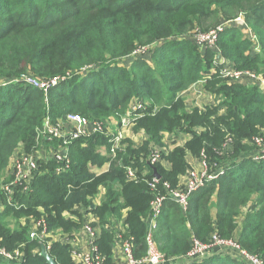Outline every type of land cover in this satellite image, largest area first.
<instances>
[{"label": "trees", "instance_id": "trees-1", "mask_svg": "<svg viewBox=\"0 0 264 264\" xmlns=\"http://www.w3.org/2000/svg\"><path fill=\"white\" fill-rule=\"evenodd\" d=\"M239 18L240 26H233ZM223 24L228 26L218 42L223 57L239 71L264 72V0H0V88L6 87L0 90L5 95L0 182L20 149L33 152L37 131L48 118L58 123L78 115L106 123L126 118L136 102L143 108L134 112L135 133L146 136L115 154L103 135L73 141L67 169L38 157L30 194H18L11 206L0 189V247L20 249L23 264H47L40 243L30 239V226L15 229L10 215L28 223L44 218L51 231L67 233L85 223L84 214L106 222L126 210L125 238L134 239V257L142 260L157 194L149 183L158 179L159 193L166 192L164 183L180 188L181 178L193 169L188 156L198 160L204 153L209 173L218 177L193 193L186 208L167 196L152 229L164 264H248L226 250L228 255L186 259L193 239L214 247L215 238L236 245L241 258L246 252L264 264V154L255 141L264 143V90L212 73L215 53L200 50L187 37ZM245 29L258 38L256 54L253 42L242 36ZM144 52L150 62L138 56ZM23 77L59 83L45 93ZM202 80L218 104L188 110L179 96ZM172 134L187 140L177 145L172 138L169 149L163 141ZM155 147L167 151L152 165ZM257 155L261 161L254 160ZM107 163L108 170L93 172ZM128 166L138 169L136 182L127 179ZM102 189L104 202L94 207ZM115 239L116 233L104 228L98 242L110 263ZM49 253L57 264H73L70 245L54 243Z\"/></svg>", "mask_w": 264, "mask_h": 264}, {"label": "built area", "instance_id": "built-area-1", "mask_svg": "<svg viewBox=\"0 0 264 264\" xmlns=\"http://www.w3.org/2000/svg\"><path fill=\"white\" fill-rule=\"evenodd\" d=\"M241 22L242 20L241 18H239L236 20L235 23ZM227 27V24H223L217 29L211 30L209 32H194V38L190 36L187 37L190 38L194 43L200 45L203 50H205L206 48L208 51H212L215 53L216 60L214 63V69H212V73H219L224 79L229 81H236L238 83H254L257 86H260L261 90H264V75H259L253 71H239L230 61H228L222 56L218 42L221 33L224 32ZM247 33L248 37L250 38V41L253 42V44L255 45L254 53L256 54L257 52H259L260 48L258 38L250 31H248ZM23 82L35 88H38L39 90L45 93H47L51 87L56 86L59 83V81L56 80L51 84H47L32 77H23ZM200 83L204 84L205 82L204 80H202ZM209 96L212 99L215 97L212 94H209ZM205 107L198 105L199 110H203L205 109ZM142 108L143 106L139 104L133 106L132 112L126 117V119H132V121L134 122L138 117L134 115V112H137ZM63 120L70 123L73 129H75L71 130V132L69 133V139L66 138L62 123H53L50 118L46 120L44 126L39 130L42 131V135L54 136L57 138L64 139L62 145L57 148L56 151L58 152L56 153L54 158L50 157L48 160L54 159L58 163H62L67 169L71 165V160L68 155V146L73 141H76L83 137H90L92 135H96L97 133H101L104 127V125L101 126V124L105 122L91 121L87 118L78 115H69ZM110 141L112 143V154H115L117 149H122V147H120L119 145H113V142H115V138H112ZM255 141L258 145L262 146L264 152L262 139L258 138ZM165 151H167L166 148L155 147L154 151L152 152L149 158L150 163L152 165L161 163L163 161V155ZM197 161L199 164V169H191L188 172L186 183L183 187L171 189L168 183H164V188L166 192L159 193L157 191V187L160 181L154 178V180L149 183V188L152 190V192H155L157 194L155 195V199L152 203L153 216L150 219V231L146 239L148 248L147 256L142 260L135 259L133 253L134 239L131 237L125 238V223L123 222L121 223V226L113 223L111 229L108 228L109 231H113L114 233H116L115 247L120 248L121 254L123 256V260L111 263L101 252L100 246L98 244L103 229L96 227L90 221L85 222V224L82 226V230H80L79 232L83 233L86 238V241L88 242L87 249L78 246L74 238L70 239L64 237L62 233H59L62 232V230H58L56 232L51 231L48 223L46 222V219L44 218H41L39 220L31 219L29 234L30 239L33 241H38L41 244H45L48 252L50 251L54 243L70 245V254L73 259V264H164V257L158 251L152 236V229L155 226L156 219L161 215L164 200L168 196L176 200L181 207L186 208L187 201L193 193L197 192L199 189L204 187L209 181L215 180L218 177V175H212L209 173V162L204 153L202 154L201 158ZM13 167L15 173L13 182L2 187V192L7 197V202L11 206L13 205L14 198L18 194L28 195L33 190V182L38 176L40 170L39 158L30 154H22L21 156L15 159ZM125 171L127 179L129 181L136 182L138 180L139 172L136 167H125ZM147 173L148 172H145L144 175H146ZM215 240L220 241L217 238H215ZM220 242H222L223 244H233L230 242ZM192 244V250L189 252L186 258L190 261L203 258L206 253L213 248L210 246L203 245L195 239L192 240ZM234 246L238 248L236 245ZM241 253H245L246 257L252 260L251 262L247 259L251 264H263L259 258L252 257L248 253L246 254V252ZM23 258L24 256L20 249H16L15 251H9L4 247H0V262H5L8 264H23Z\"/></svg>", "mask_w": 264, "mask_h": 264}, {"label": "rangeland", "instance_id": "rangeland-1", "mask_svg": "<svg viewBox=\"0 0 264 264\" xmlns=\"http://www.w3.org/2000/svg\"><path fill=\"white\" fill-rule=\"evenodd\" d=\"M240 24L241 23H233V26H240ZM230 26H232V25H230ZM189 36L194 38L195 34L191 33ZM242 36L245 37V34H243ZM249 40H250V38H249ZM196 45L198 46V48H200V50H203L200 45H198V44H196ZM206 50L207 49L205 48V50H203V51H206ZM138 56L147 57V60L149 62L151 61L148 58V54L146 52H144L143 54H140ZM130 62H132V60ZM214 63L215 62L213 61V67H212V69H214ZM123 66H125V64ZM127 67H129V65H127ZM257 74L264 75V72L257 73ZM250 84L256 85L254 83H250ZM199 86H202V85L200 84V85L193 86L190 90H188L187 92L182 93L179 96L181 99L183 98L182 100H184V102L187 104V108L188 109L193 108L192 106H194V103H198V104L201 103L200 106H204L202 104L205 103V98L199 94V92L201 91V89L199 88ZM203 86H204V84H203ZM257 87L261 89L260 86H257ZM5 88L6 87H2V88H0V90L1 89H5ZM192 94L195 95V96H199V95L200 96L196 100H193V99L190 98V96ZM2 97H5V95L1 94V91H0V99ZM214 99H215L214 100V103H212L211 106H215V105L218 104V101L216 100L215 97H214ZM199 100H200V102H199ZM201 101H203V102H201ZM135 104H136V102L134 103V105ZM133 120H135V119H133ZM60 123H62V126H63V129H64V133L66 135V138L69 139V133L71 132V130H75V129H73V127L71 126V124L68 123V122H66L65 120L60 121ZM103 125H104L103 131H105V132L102 131L101 133H97L96 135H103V136L107 137L110 140L112 138H115V142H113V145H119L120 147H122V148L125 149L126 148V145L129 142H134V140L136 139V137L134 135V132H135V129H136V125H135V123H133L132 119H126V118H124V119H112V120H110V121H108L106 123H102L101 124V126H103ZM41 132H42L41 130H38L37 131V139H36L37 143H36V146L34 147V150H33L34 153L33 152H28L27 153V152H24L22 149H20L17 152V154L13 158V161L11 163L10 169L4 175L3 180L0 183V188H1V186L3 187V186H6L8 184H11L13 182L14 175H15L13 163H14L15 159L17 157L21 156L22 154H30V155H33L35 157L37 156L41 160L48 159L49 157H53L54 158V156L58 152V151H56L57 148L59 146H61L59 144H62L63 141H64V139L57 138V137H54V136L42 135ZM111 135H113V136H111ZM92 136H90V137H92ZM90 137H83V138H90ZM172 138H175V134L174 135L173 134L172 135H167L166 138L164 139L163 142L166 143V147L167 148H170V143H171L170 140H172ZM176 140H178V142L181 143L182 142V137H179ZM109 142L111 143V141H109ZM48 143H50V144H48ZM54 144H58V145H54ZM48 145L50 147H52L53 150H50V147ZM258 146L262 150V154H264L262 146H260V145H258ZM263 146H264V143H263ZM102 150H104V152H107L108 153V149L106 147H104ZM262 157L263 156H261V155H257V156L254 157V160L255 161H261L262 160L261 159ZM0 205L4 206L3 203H1V202H0ZM243 219H244V216L242 215L240 217L239 221H238L240 225H243ZM8 221H10L11 224H12V226H14V228L15 229H18V230H21L23 227H25V228L29 227L30 226V223H31V221L28 223L27 219L20 218L19 216L15 215V214L10 215ZM104 223H105L104 221L101 222V223H99L100 225L98 227L101 228V226H103ZM78 225H79V223H78ZM213 245L215 247H213L212 249H210L206 253V254H208V256H210V254H214V253H222V254H225L224 253L225 251H223V250H226V251H229L230 252L229 255L227 253L225 255L231 256L232 255L231 253H234L235 256H239V254L235 251V249H237V248L233 244H229V243L228 244H223L222 242L215 240V242H214ZM217 249H219V252L216 251ZM241 255H243L242 256L243 257L242 258V261H243L242 263H244V262H246L248 260L252 262L251 259H249L248 257H246L245 253H242ZM249 261H248V264H251ZM253 262H254V260H253Z\"/></svg>", "mask_w": 264, "mask_h": 264}, {"label": "crops", "instance_id": "crops-1", "mask_svg": "<svg viewBox=\"0 0 264 264\" xmlns=\"http://www.w3.org/2000/svg\"><path fill=\"white\" fill-rule=\"evenodd\" d=\"M244 33H245V37H246V35H248L247 34V30L245 29L244 30ZM202 85V86H199V88L201 89V91L199 92V94L201 95V96H203L204 98H205V103L204 104H202V105H204V106H209V105H211L213 102H214V98L212 99V98H210V96H209V94L210 93H207V92H205L204 91V86H203V84L202 83H199L198 85ZM196 86V85H195ZM187 92V91H186ZM199 95V96H200ZM199 96H195V95H191L190 96V98L191 99H193V100H196ZM198 101V100H197ZM204 101V100H203ZM203 101H201V102H203ZM199 102H200V100H199ZM198 105H201V103L200 104H198V103H194V106H192L193 108H198ZM191 108V107H190ZM188 109V108H187ZM188 110H190V109H188ZM134 135H135V137H136V139L134 140V142L135 143H143L144 142V139H145V136H144V134L142 133V132H140V133H135L134 132ZM180 137H182V136H180ZM176 139H178L179 137H175ZM187 140V137H182V142L180 143V142H178V140H176V144L177 145H180V144H183L185 141ZM49 144V143H48ZM49 146V145H48ZM50 147V146H49ZM105 146H103V148H104ZM102 148V147H101ZM102 148V149H103ZM172 148V145H170V148L169 149H171ZM53 148L52 147H50V150H52ZM101 149V150H102ZM102 152H104V150H102ZM50 158V157H49ZM48 158V159H49ZM48 159H45V160H48ZM188 161H189V163H190V165L193 167V169H199V164H198V161L196 160V159H194L191 155H189L188 156ZM110 166H111V164L110 163H107V164H105L103 167H95L94 169H93V172H95V173H98V172H102V171H106V170H108V168H110ZM10 167H11V165H10ZM165 167L167 168V169H169L170 168V166L169 165H165ZM187 176H188V173H187V175L186 176H183L182 178H181V181H180V187H183L184 185H185V183H186V178H187ZM1 183V182H0ZM1 190H2V186H1V188H0ZM104 196H105V190H101L99 193H98V195L93 199V201H92V205L94 206V207H99L103 202H104ZM2 203V202H1ZM3 210H4V206H2V205H0V213H2L3 212ZM74 211H77V210H74ZM126 213H127V211L126 210H123L119 215H117V216H110V217H107L106 218V224L104 223L103 224V226H101V228L100 229H104V228H106V229H108V228H110L111 229V227H112V224L113 223H115V224H117V225H119V226H121V223L123 222V223H125V220H126ZM70 218L69 219H73V215H68ZM87 221H90V222H92L96 227H98L100 224L99 223H101V221L98 219V217H96L95 215H92V214H84V222H87ZM83 222V223H84ZM85 224V223H84ZM83 224V225H84ZM79 227L78 228H76V229H74L73 231H71V232H67V233H65V232H59V233H62L63 235H64V237H66V238H70V239H72V238H74V240H75V242H76V244L78 245V246H80V247H82V248H85V249H87L88 248V242L86 241V238H85V236L83 235V233H79L80 232V230H82V226L83 225H81L80 223H79ZM99 228V227H98ZM40 245H41V243H40ZM45 245V244H44ZM113 262H115V261H120V260H123V256H122V254H121V250H120V248L119 247H113ZM38 252H41V246H40V251H38ZM49 253V252H48ZM213 253V252H212ZM50 254V253H49ZM216 253H214V254H210L211 256H213V255H215ZM71 255V254H70ZM208 256V254H206L203 258H205V257H207ZM232 256H234V257H236V258H238L240 261H242V258L240 257V256H235V255H232ZM71 258H72V256H71ZM203 258H201V259H203ZM73 260V259H72ZM243 262V261H242ZM186 264V263H185Z\"/></svg>", "mask_w": 264, "mask_h": 264}, {"label": "water", "instance_id": "water-1", "mask_svg": "<svg viewBox=\"0 0 264 264\" xmlns=\"http://www.w3.org/2000/svg\"><path fill=\"white\" fill-rule=\"evenodd\" d=\"M85 72L86 71L83 70L82 71V74H84ZM41 256L45 259V261H46L47 264H57L56 261L48 253L47 248H46V245H44V244H41ZM198 260H200V259H198ZM193 261H197V259L196 260H193Z\"/></svg>", "mask_w": 264, "mask_h": 264}]
</instances>
